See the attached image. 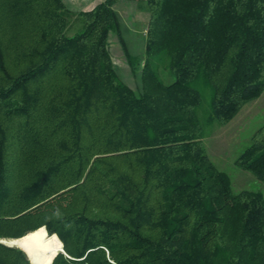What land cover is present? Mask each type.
<instances>
[{"label": "trees", "instance_id": "obj_1", "mask_svg": "<svg viewBox=\"0 0 264 264\" xmlns=\"http://www.w3.org/2000/svg\"><path fill=\"white\" fill-rule=\"evenodd\" d=\"M118 1L0 0V238L40 227L56 241L42 264L61 242L50 264H264V193L234 192L203 145L264 91V0H133L148 12L140 56ZM234 164L264 182V124ZM26 256L0 242V264Z\"/></svg>", "mask_w": 264, "mask_h": 264}, {"label": "rangeland", "instance_id": "obj_2", "mask_svg": "<svg viewBox=\"0 0 264 264\" xmlns=\"http://www.w3.org/2000/svg\"><path fill=\"white\" fill-rule=\"evenodd\" d=\"M98 1L100 0H85L84 2L80 0H63L67 8L73 12L90 9ZM115 9L119 17L126 49L130 54L140 56L144 48L148 12L145 8H139L133 0H119L115 4ZM67 24L65 33L72 34L81 27V19L76 14L72 15L68 18ZM108 43L113 65L119 77L134 91L138 92L141 84L140 72L138 70L132 72L130 69L122 45L115 34L110 33ZM161 76L166 82L170 80V76L166 71L161 70ZM197 87L202 96L201 104L198 107V115L200 121L204 123L209 109V88H205L200 82H198ZM262 124H264V91L257 98L248 100L243 104L226 124L212 123L208 127V135L203 137V145L207 155L218 169L228 174L234 192L241 189H251L260 190L264 193V182L234 164L235 158L249 144L252 134ZM18 247L24 248L22 246ZM24 253H26L25 248Z\"/></svg>", "mask_w": 264, "mask_h": 264}, {"label": "bare ground", "instance_id": "obj_3", "mask_svg": "<svg viewBox=\"0 0 264 264\" xmlns=\"http://www.w3.org/2000/svg\"><path fill=\"white\" fill-rule=\"evenodd\" d=\"M2 240L6 243L24 247L29 260L33 264H42L48 257L49 253L55 248L54 246L56 244L54 239L46 240L44 238L41 228L33 230L19 238ZM58 249L60 250V247Z\"/></svg>", "mask_w": 264, "mask_h": 264}, {"label": "water", "instance_id": "obj_4", "mask_svg": "<svg viewBox=\"0 0 264 264\" xmlns=\"http://www.w3.org/2000/svg\"><path fill=\"white\" fill-rule=\"evenodd\" d=\"M20 237H22V236H20ZM17 238H19V237H17ZM0 242L3 243V244H5V245H7V246L18 247L17 245H13V244H10V243H6V242L3 241L1 238H0ZM18 248H20L21 250H23L21 247H18ZM23 251H24V250H23ZM58 252H63V253H64V250H63V247H62V242H61L60 250L55 251V253L52 255V257H51V259H50V261H49L48 264H50V263L52 262V259L54 258V256H55ZM27 258H28V257H27ZM28 259H29V258H28ZM29 261H30V260H29ZM30 263H31V261H30ZM31 264H33V263H31Z\"/></svg>", "mask_w": 264, "mask_h": 264}, {"label": "crops", "instance_id": "obj_5", "mask_svg": "<svg viewBox=\"0 0 264 264\" xmlns=\"http://www.w3.org/2000/svg\"><path fill=\"white\" fill-rule=\"evenodd\" d=\"M80 1H81V2H84L85 0H80ZM98 2H99V1H98ZM98 2H97V3H98ZM95 4H96V3H95ZM95 4H94V5H95ZM94 5H93V6H94ZM93 6H92V7H93ZM92 7H91V8H92ZM87 10H88V9H87ZM79 11H81V10H79Z\"/></svg>", "mask_w": 264, "mask_h": 264}]
</instances>
